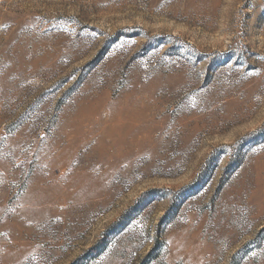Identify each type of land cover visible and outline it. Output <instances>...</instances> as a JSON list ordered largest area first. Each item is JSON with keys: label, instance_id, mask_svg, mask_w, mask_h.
<instances>
[{"label": "rangeland", "instance_id": "obj_1", "mask_svg": "<svg viewBox=\"0 0 264 264\" xmlns=\"http://www.w3.org/2000/svg\"><path fill=\"white\" fill-rule=\"evenodd\" d=\"M0 264H264V0H0Z\"/></svg>", "mask_w": 264, "mask_h": 264}]
</instances>
